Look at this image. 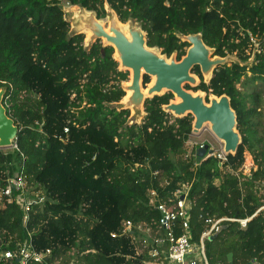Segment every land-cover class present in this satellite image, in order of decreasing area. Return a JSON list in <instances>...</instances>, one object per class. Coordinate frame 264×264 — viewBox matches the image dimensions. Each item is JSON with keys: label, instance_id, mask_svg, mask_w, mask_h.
Returning a JSON list of instances; mask_svg holds the SVG:
<instances>
[{"label": "trees", "instance_id": "16d2710c", "mask_svg": "<svg viewBox=\"0 0 264 264\" xmlns=\"http://www.w3.org/2000/svg\"><path fill=\"white\" fill-rule=\"evenodd\" d=\"M65 1L103 18L107 2L122 22L140 24L148 47L170 56L188 45L176 33H201L215 56L241 60L257 43L252 67L220 66L209 85L202 84V90L230 98L242 144L222 166L216 156L185 158L193 118L166 114L162 106L169 95L147 99L142 123L126 126L129 112L107 107L124 97L119 83L128 77L118 71L113 50L104 56L97 47L85 51L84 35L68 40L61 0H0V87L7 88L3 102L19 129L16 148L0 150V187L24 162L29 187L42 186L47 196L26 223L18 205L0 207V255L30 234L36 253L50 250L45 264H149L148 249H141L147 235H123L122 224L146 225L153 237L163 236L149 192L168 200L188 185L193 243H199L208 218L250 219L245 228L223 222L226 227L205 240L208 263H228L232 253L233 264H264L261 95L237 87L264 81V0ZM41 91L49 95L40 97ZM245 153L255 166L249 175L242 172ZM175 233L182 234L179 225ZM0 264L18 262L0 257Z\"/></svg>", "mask_w": 264, "mask_h": 264}, {"label": "water", "instance_id": "95a60500", "mask_svg": "<svg viewBox=\"0 0 264 264\" xmlns=\"http://www.w3.org/2000/svg\"><path fill=\"white\" fill-rule=\"evenodd\" d=\"M82 14L75 20L69 21L66 12L59 4L63 12V19L69 25L73 23L67 33V39L76 35H84L90 32V37L84 39L83 47L89 51L95 40H103L104 47L111 46L114 49L113 59L119 63L120 71L130 72V84L123 83L125 96L130 92V96L124 101V97L115 103H108L111 110L118 108V112L130 109L132 115L126 121V126L138 125L134 119H140L146 113L143 110L147 99L155 96H162L164 92H171L178 102L170 101L163 105L162 110L175 118L182 119L191 115V134L198 136L201 131L209 126L210 132L222 145V152L226 156H235L239 146L242 144V137L237 130V115L231 106V100L227 95L220 97L209 96V102L205 101V94L191 92L184 88L185 84L196 86L199 79L191 71L194 66H199L206 84L211 80L214 71L220 67L228 65L229 62L240 67L250 68L256 63V49L258 44H254L251 55L246 60H241L236 55L225 57H212L213 49L203 42L201 33L183 35L176 33L178 39L189 44V48L180 60H177V53L174 51L168 58L162 55L157 47H148L146 33L139 23L130 19L122 24L117 19L115 12L105 3V19H96L94 11H88L77 5ZM70 22V23H69ZM105 25L108 27H104ZM127 29V34L124 29ZM85 44V45H84ZM102 53L104 51L102 50ZM149 76L151 81L147 88L143 89V76ZM6 87H0V150L12 149L17 138L18 126L14 120L7 115L4 105ZM132 121L131 125L129 122ZM214 150L208 144L196 150V160L200 162L207 154H213ZM226 226L220 225L218 231L209 237L214 239L217 234ZM227 261L233 264L232 253L228 254Z\"/></svg>", "mask_w": 264, "mask_h": 264}, {"label": "built area", "instance_id": "2783aa9c", "mask_svg": "<svg viewBox=\"0 0 264 264\" xmlns=\"http://www.w3.org/2000/svg\"><path fill=\"white\" fill-rule=\"evenodd\" d=\"M64 132L68 133L69 129L65 128ZM188 144L189 139L185 142V146ZM204 145V143L195 144V147L199 148ZM190 146L192 147L191 152L185 154V158L190 155H196L197 148H193L194 145ZM209 147L212 149V146L209 145ZM12 148H16L15 141ZM209 156H216L221 166L227 162V156L224 155L222 151H214L213 154H207V157ZM93 160H95V158H93ZM24 166L23 162L19 170L15 172L14 175L8 177L5 185L0 187V207L4 206L6 203L18 205L24 214L23 223H26L33 206L43 204L46 198L40 186L34 189L29 187L27 176L24 172ZM153 175L159 176L160 173L155 172ZM163 182H165L164 179ZM162 184L163 183H161V185ZM188 194V185H183L178 188L173 193V197L168 200L159 199L155 190L149 192V204L155 207L160 213L158 229L164 232L163 236L153 237L151 230L146 225H133L130 221L123 222V235L134 237L135 233L142 231L146 233L148 239H143L141 249H148V255L153 259L149 264H209L206 257L205 240L215 234L223 222H237L240 224L241 228H245L247 222L250 220L249 218H208L205 220L207 226L206 230L202 233L199 243H193L189 232L191 204L188 200ZM177 225H179L182 230V234L179 236L175 233ZM115 236V234H112V237ZM29 238L30 234H28V238L24 243L17 245L16 250L3 251L0 257L7 260L16 259L18 264H29L30 261L45 264L46 259L50 256V250H46L44 253H36L30 246ZM70 264L75 263L71 262ZM217 264L228 263L220 261ZM253 264L257 263L253 262Z\"/></svg>", "mask_w": 264, "mask_h": 264}, {"label": "rangeland", "instance_id": "374dc122", "mask_svg": "<svg viewBox=\"0 0 264 264\" xmlns=\"http://www.w3.org/2000/svg\"><path fill=\"white\" fill-rule=\"evenodd\" d=\"M60 5L62 6L63 10L66 12V18L70 22L75 20L76 17H80L81 14H82V10H80L76 6L69 5L65 0H61ZM72 25H73V23H70V29H71ZM84 36H85V39H86V34H84ZM84 43H85V41H84ZM102 45L104 46V43ZM230 64H232V63L229 62L228 65H230ZM248 76H250V73H248ZM204 80H205V78H204ZM129 81L127 82V84L129 83ZM122 87H123V83H122ZM194 87L192 86V88H194ZM237 87L240 90L244 91V93H248V94H251V93H254V92H259L260 93V95H261V106H260V109H259V111H260L259 120H260V123L262 125L260 130L264 132V81H260V80L255 81V82L251 81V82H248L246 86L237 85ZM189 91L193 92L192 90H189ZM197 92H200V91H197ZM194 93H196V92H194ZM38 95L40 97H46L49 94H48L47 91H45V92L41 91V92H39ZM126 96H127V93H126ZM125 97L123 99H125ZM72 98H73V96L71 97V99ZM173 101L178 102L177 99H174ZM249 105H250V103H249ZM114 110L118 112V108H116ZM143 110H144V108H143ZM128 111H129L128 118H130L131 115H132V112H131L130 109H128ZM144 117L145 116H143V117H141L140 119H137V120L134 119L136 121L135 123H137L138 125L141 124L142 120L144 119ZM128 118H127V120H128ZM131 123H133V122L130 121L129 125H131ZM263 136H264V133H263ZM203 143L212 146V149L215 152H220L222 150V145L223 144L220 141H218L215 138V136L210 132L209 126H206L201 131V133L198 136L192 135V134L190 135L189 144L185 146L184 153L187 154V153L191 152L192 147L190 145H194L193 148H197V147H195V144H203ZM75 148L78 149V144L75 145ZM7 150H9V149H7ZM7 150H5V151H7ZM244 157H245V161H244V164H243V167H242V172H243L244 175H249L251 173V171L255 169L253 158H252V156L249 153H245ZM68 169H70V168H67V171H68ZM95 175L98 176V174H95ZM41 188L43 189L42 186H41ZM260 190L262 192L261 188H260ZM43 194H44L45 198H47L44 189H43ZM0 206H1V204H0ZM142 235L146 236V233H144V231L138 233L139 238H141Z\"/></svg>", "mask_w": 264, "mask_h": 264}, {"label": "flooded vegetation", "instance_id": "af4514ba", "mask_svg": "<svg viewBox=\"0 0 264 264\" xmlns=\"http://www.w3.org/2000/svg\"><path fill=\"white\" fill-rule=\"evenodd\" d=\"M116 14V13H115ZM95 16H96V19H105V17L103 18V17H98L97 16V14L95 13ZM116 17H117V19L120 21V23H122V24H125V23H127V21L126 22H122L120 19H119V17H118V15L116 14ZM136 23H138L137 21H136ZM104 27L106 28V27H108L107 25H105V22H104ZM143 30V29H142ZM146 33V32H145ZM87 37V36H86ZM84 39H85V36H84ZM146 40H147V33H146ZM182 42V41H181ZM184 43V42H183ZM103 44V40H95L94 42H93V44H92V46H91V49L92 48H94V47H97L98 49H99V52H100V54L102 55V56H104L105 55V51H107V53H108V50L111 48L112 50H113V52H112V58H113V53H114V49L111 47V46H103L102 45ZM188 44V43H187ZM189 48V44L187 45V46H184L183 47V49H182V51L183 52H181V53H178L177 52V60H180L181 59V57L184 55V54H186V52H187V49ZM90 49V50H91ZM102 50L104 51V55H103V53H102ZM159 50H160V52H161V54L162 55H166L168 58L170 57V55H167L166 53H164L163 51H162V49H160L159 48ZM212 57H215V55H214V53H213V55H212ZM116 63L118 64V62L116 61ZM118 67H119V64L117 65ZM118 71L119 72H124V73H127V80H125V81H120V83H119V86H120V88L123 90V88H122V83H127L129 80H130V72L129 71H120L119 70V68H118ZM191 73L192 74H194V75H196L197 76V78L199 79V82L197 83V85L194 87V88H192V86H190L189 84H185L184 85V88L186 89V90H192L193 92H197V91H201L202 93H205V101L208 103L209 102V96L210 95H213V96H216V97H220V96H217V95H214V94H212L211 92H206V91H204V90H202V84H204L206 87H207V85H209V84H206L205 82H204V77H203V75H202V73H201V70H200V67L199 66H194L193 67V69H192V71H191ZM151 81V78L149 77V76H143V89L145 90L146 88H147V86H148V84H149V82ZM210 82V81H209ZM201 87V88H200ZM125 93V92H124ZM164 95H169L170 96V98H169V100H168V104H169V102L170 101H173L174 99H176L175 98V96L171 93V92H164V94L162 95V96H164ZM125 96V95H124ZM127 96H128V93H127ZM126 96V97H127ZM125 97V98H126ZM146 102V101H145ZM144 105H145V103H144ZM167 105V104H166ZM122 111H128V110H122ZM145 111V110H144ZM129 112V111H128ZM191 117V115H187V117Z\"/></svg>", "mask_w": 264, "mask_h": 264}, {"label": "bare ground", "instance_id": "6f19581e", "mask_svg": "<svg viewBox=\"0 0 264 264\" xmlns=\"http://www.w3.org/2000/svg\"><path fill=\"white\" fill-rule=\"evenodd\" d=\"M124 29V31H125V33L127 34V29L126 28H123ZM90 32L89 31H86V39H88L89 37H90ZM128 84H130V81H129V83ZM128 93V96L124 99V101H126V99L130 96V92H127Z\"/></svg>", "mask_w": 264, "mask_h": 264}, {"label": "crops", "instance_id": "0c3cea01", "mask_svg": "<svg viewBox=\"0 0 264 264\" xmlns=\"http://www.w3.org/2000/svg\"><path fill=\"white\" fill-rule=\"evenodd\" d=\"M208 240H209V238H208ZM207 257V256H206ZM207 261H208V259H207ZM223 262V261H222ZM228 262V261H227ZM229 264V263H228Z\"/></svg>", "mask_w": 264, "mask_h": 264}, {"label": "clouds", "instance_id": "9594fccd", "mask_svg": "<svg viewBox=\"0 0 264 264\" xmlns=\"http://www.w3.org/2000/svg\"><path fill=\"white\" fill-rule=\"evenodd\" d=\"M206 145V144H205ZM198 149V148H197Z\"/></svg>", "mask_w": 264, "mask_h": 264}]
</instances>
